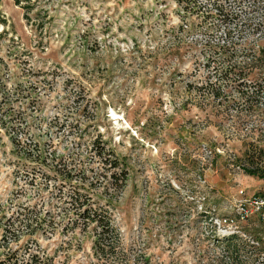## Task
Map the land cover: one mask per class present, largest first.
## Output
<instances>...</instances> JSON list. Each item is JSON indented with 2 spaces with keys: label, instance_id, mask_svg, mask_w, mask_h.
<instances>
[{
  "label": "rangeland",
  "instance_id": "obj_1",
  "mask_svg": "<svg viewBox=\"0 0 264 264\" xmlns=\"http://www.w3.org/2000/svg\"><path fill=\"white\" fill-rule=\"evenodd\" d=\"M45 2L28 19L0 0V235L27 207L51 210L34 246L57 264H107L62 210L56 170L73 164L112 201L130 264H220L222 239L261 218L242 215L264 180L240 162L264 148V106L230 89L209 103L199 86L233 48L264 56V0Z\"/></svg>",
  "mask_w": 264,
  "mask_h": 264
},
{
  "label": "trees",
  "instance_id": "obj_2",
  "mask_svg": "<svg viewBox=\"0 0 264 264\" xmlns=\"http://www.w3.org/2000/svg\"><path fill=\"white\" fill-rule=\"evenodd\" d=\"M14 3L24 11L28 19L31 18V14L39 18L42 13L49 14L50 12L45 0H14ZM210 7L209 11L214 9L218 12L223 11V6L219 7L216 3L211 4ZM224 17L227 18V15ZM0 23L6 25L7 21L1 20ZM1 36L3 32L0 33ZM257 46L259 44L255 47ZM255 47L227 48L229 51L233 50L234 56H232L236 58L233 59L231 55L228 57L226 53L227 58L221 59V64L224 66L215 68L214 76L217 81L205 82L199 86L205 100H211L209 103L214 102L222 96H227V91L230 89L239 95L238 101L241 105L251 108L264 106V56L260 53L258 55ZM223 48L225 47L222 46L221 49ZM220 81L221 84L218 83ZM261 141L264 142V130L261 133ZM99 155H102V152ZM106 161L105 166L109 164L113 169L120 166L118 159ZM245 161L246 163L240 162V167L245 173L264 180V148H259L258 151L252 153L247 152ZM72 165L64 164L58 169L55 166L56 175L63 178H57L59 179L58 197L64 204L63 212H72L75 215L74 223L77 227L93 232L96 237L93 249L100 259L107 264H130L122 249L121 234L112 216V201L106 199L105 202H101L95 199L85 188L86 170ZM115 175L116 172L111 176L116 177ZM43 177L47 178L48 175L44 174ZM126 178L127 173L123 172L121 179L126 180ZM74 179L81 181L79 185L73 182ZM1 210L2 206H0V212ZM47 215L51 217L52 211L42 212L27 207L18 213L15 220L8 219L5 224H2L4 234L0 235V251H2L0 252V264H57L55 258L45 249L34 246L36 242L31 239L39 231L45 234V227L53 225L50 222L47 223L45 218ZM253 223L252 227L247 224L241 228L240 232H234L222 239L221 242L224 245L220 254V264H264V219L259 218ZM24 233L30 237L29 242L16 249L11 248L10 243L19 242ZM135 264L141 263L136 262ZM143 264L151 263L144 260Z\"/></svg>",
  "mask_w": 264,
  "mask_h": 264
},
{
  "label": "built area",
  "instance_id": "obj_3",
  "mask_svg": "<svg viewBox=\"0 0 264 264\" xmlns=\"http://www.w3.org/2000/svg\"><path fill=\"white\" fill-rule=\"evenodd\" d=\"M242 215L256 214L264 219V196L254 195L249 199L248 205H242Z\"/></svg>",
  "mask_w": 264,
  "mask_h": 264
}]
</instances>
